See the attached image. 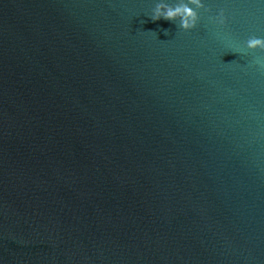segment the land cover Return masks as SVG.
Returning a JSON list of instances; mask_svg holds the SVG:
<instances>
[{
    "label": "water",
    "instance_id": "water-1",
    "mask_svg": "<svg viewBox=\"0 0 264 264\" xmlns=\"http://www.w3.org/2000/svg\"><path fill=\"white\" fill-rule=\"evenodd\" d=\"M185 2L0 0V264H264V0Z\"/></svg>",
    "mask_w": 264,
    "mask_h": 264
},
{
    "label": "clouds",
    "instance_id": "clouds-1",
    "mask_svg": "<svg viewBox=\"0 0 264 264\" xmlns=\"http://www.w3.org/2000/svg\"><path fill=\"white\" fill-rule=\"evenodd\" d=\"M190 5H195L197 8H205L202 0H187L183 4H177L175 7H172L167 4H157L153 14L151 15L152 21H158L164 19L167 21H176L179 19V28H182L185 31L191 30L196 27L199 20V15ZM209 11L210 9H205ZM213 23L223 26L226 23L227 17L223 9L219 11V14L214 17H210ZM168 31L165 30V35ZM246 48L250 50H264V38L251 37L247 43ZM261 69H264V58H257L254 62Z\"/></svg>",
    "mask_w": 264,
    "mask_h": 264
}]
</instances>
